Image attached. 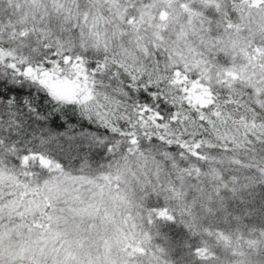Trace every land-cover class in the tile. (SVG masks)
<instances>
[{"label":"snow or ice","instance_id":"snow-or-ice-1","mask_svg":"<svg viewBox=\"0 0 264 264\" xmlns=\"http://www.w3.org/2000/svg\"><path fill=\"white\" fill-rule=\"evenodd\" d=\"M0 264H264V0H0Z\"/></svg>","mask_w":264,"mask_h":264}]
</instances>
